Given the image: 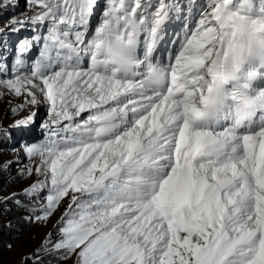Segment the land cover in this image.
I'll return each mask as SVG.
<instances>
[{
  "label": "snow or ice",
  "instance_id": "1",
  "mask_svg": "<svg viewBox=\"0 0 264 264\" xmlns=\"http://www.w3.org/2000/svg\"><path fill=\"white\" fill-rule=\"evenodd\" d=\"M26 3L0 97L48 119L16 203L60 215L24 264H264V0H104L90 38L100 0Z\"/></svg>",
  "mask_w": 264,
  "mask_h": 264
},
{
  "label": "rangeland",
  "instance_id": "2",
  "mask_svg": "<svg viewBox=\"0 0 264 264\" xmlns=\"http://www.w3.org/2000/svg\"><path fill=\"white\" fill-rule=\"evenodd\" d=\"M11 9L4 13H0V28L9 22L12 17H21L22 15H30L29 6L26 0H8ZM187 3V0H184ZM207 0H197V3H206ZM104 8V0H100L99 6L95 10V14L91 18L89 27V38L94 34L96 26H98ZM1 11V10H0ZM184 21L179 20L177 24L171 28L169 25L167 30H172L170 33L171 41L162 44L161 51H174L178 44L173 41L177 38L176 34L182 32ZM10 37L8 54L6 56L9 66L14 61L16 49L20 40L31 37L34 33L31 30V25L26 26L17 33H7ZM3 52H5L3 50ZM38 54V49L33 48L28 54L29 59H34ZM11 101V103L9 102ZM19 103H22V98L10 96L0 97V264H24V256L31 254L34 249L45 238L46 233L52 229L53 224L60 215L57 213L46 226L40 223H29L25 217L28 211L22 210L17 206L16 201L20 200L26 209H31V205L23 196L24 188L28 187L31 182L35 181V175L28 177L21 176L23 169L32 166V161L22 151L23 145H31L42 143L46 139L43 123L48 119L47 107L39 105L37 107L25 108L23 111L13 114L11 108ZM35 113L32 121L19 128L12 127L16 120L24 119L27 116ZM20 129L23 136L18 137L16 141L9 144L4 140L11 129ZM3 130H6V134ZM23 141V142H22ZM7 143V144H6ZM7 164V167L4 165ZM5 197H11L7 203L3 202ZM64 206L60 212H63ZM11 245V248L8 247Z\"/></svg>",
  "mask_w": 264,
  "mask_h": 264
},
{
  "label": "trees",
  "instance_id": "3",
  "mask_svg": "<svg viewBox=\"0 0 264 264\" xmlns=\"http://www.w3.org/2000/svg\"><path fill=\"white\" fill-rule=\"evenodd\" d=\"M8 0H0V13H4L8 9H11L10 4L7 2ZM10 36L5 34L4 36L0 37V56H3V50L7 52V47H9ZM11 43V42H10ZM23 136V133L20 129H11L7 136L5 137V142H9V144L13 143L18 139V137ZM23 142V141H22ZM6 143V144H7Z\"/></svg>",
  "mask_w": 264,
  "mask_h": 264
}]
</instances>
